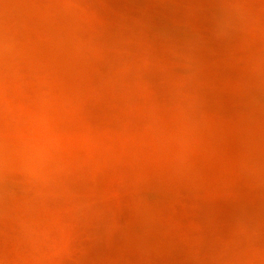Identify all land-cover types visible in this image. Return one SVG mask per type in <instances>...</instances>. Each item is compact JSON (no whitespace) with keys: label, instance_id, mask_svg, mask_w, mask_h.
<instances>
[{"label":"rangeland","instance_id":"374dc122","mask_svg":"<svg viewBox=\"0 0 264 264\" xmlns=\"http://www.w3.org/2000/svg\"><path fill=\"white\" fill-rule=\"evenodd\" d=\"M0 264H264V0H0Z\"/></svg>","mask_w":264,"mask_h":264},{"label":"clouds","instance_id":"9594fccd","mask_svg":"<svg viewBox=\"0 0 264 264\" xmlns=\"http://www.w3.org/2000/svg\"><path fill=\"white\" fill-rule=\"evenodd\" d=\"M58 149V142L54 138H48L44 144L27 141L21 145L20 151L24 155L26 167L30 171L40 173L47 168L51 152Z\"/></svg>","mask_w":264,"mask_h":264}]
</instances>
